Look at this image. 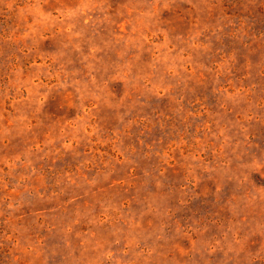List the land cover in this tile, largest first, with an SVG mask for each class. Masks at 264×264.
Returning a JSON list of instances; mask_svg holds the SVG:
<instances>
[{"label": "rangeland", "instance_id": "rangeland-1", "mask_svg": "<svg viewBox=\"0 0 264 264\" xmlns=\"http://www.w3.org/2000/svg\"><path fill=\"white\" fill-rule=\"evenodd\" d=\"M0 264H264V0H0Z\"/></svg>", "mask_w": 264, "mask_h": 264}]
</instances>
